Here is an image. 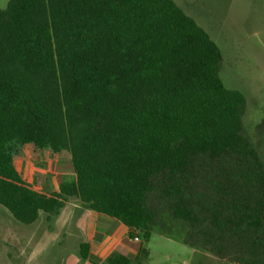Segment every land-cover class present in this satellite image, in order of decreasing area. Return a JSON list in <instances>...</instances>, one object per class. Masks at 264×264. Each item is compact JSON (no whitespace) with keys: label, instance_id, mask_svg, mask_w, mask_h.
I'll use <instances>...</instances> for the list:
<instances>
[{"label":"trees","instance_id":"1","mask_svg":"<svg viewBox=\"0 0 264 264\" xmlns=\"http://www.w3.org/2000/svg\"><path fill=\"white\" fill-rule=\"evenodd\" d=\"M221 59L174 0H7L0 204L29 224L76 197L133 237L147 241L158 225L221 260L264 264V159L244 128V95L220 77ZM27 143L68 152L74 178L33 188L13 163ZM154 192L160 206L150 203ZM101 264L141 259L112 252Z\"/></svg>","mask_w":264,"mask_h":264},{"label":"crops","instance_id":"2","mask_svg":"<svg viewBox=\"0 0 264 264\" xmlns=\"http://www.w3.org/2000/svg\"><path fill=\"white\" fill-rule=\"evenodd\" d=\"M63 162L69 168L62 169ZM13 163L26 182L43 191L56 190L74 178L70 156L30 143L18 148ZM137 234L135 239L123 222L88 208L76 197L56 215L42 211L29 224L0 204V264H101L112 252L140 258L143 264L152 254Z\"/></svg>","mask_w":264,"mask_h":264},{"label":"rangeland","instance_id":"3","mask_svg":"<svg viewBox=\"0 0 264 264\" xmlns=\"http://www.w3.org/2000/svg\"><path fill=\"white\" fill-rule=\"evenodd\" d=\"M174 1L219 46L220 77L226 87L244 95V128L264 159V0ZM6 2L0 0V8L5 7ZM58 153L70 156L66 151ZM66 167L69 168V164L63 162L62 169ZM193 182L199 192L207 191L201 183L197 184L196 178ZM194 199L198 200L199 195ZM162 202L158 192L151 195L152 205L160 206ZM187 239L193 241L195 235L190 233ZM145 246L152 257L143 264H232L227 257L221 260L207 249L184 242L177 231L164 233L158 225L153 226Z\"/></svg>","mask_w":264,"mask_h":264},{"label":"built area","instance_id":"4","mask_svg":"<svg viewBox=\"0 0 264 264\" xmlns=\"http://www.w3.org/2000/svg\"><path fill=\"white\" fill-rule=\"evenodd\" d=\"M135 239H138V237H134Z\"/></svg>","mask_w":264,"mask_h":264},{"label":"flooded vegetation","instance_id":"5","mask_svg":"<svg viewBox=\"0 0 264 264\" xmlns=\"http://www.w3.org/2000/svg\"><path fill=\"white\" fill-rule=\"evenodd\" d=\"M262 127H263V129H264V124H263V126H262Z\"/></svg>","mask_w":264,"mask_h":264}]
</instances>
